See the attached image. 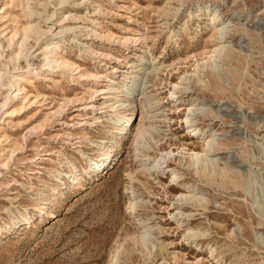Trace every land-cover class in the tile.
Segmentation results:
<instances>
[{"label":"rangeland","instance_id":"374dc122","mask_svg":"<svg viewBox=\"0 0 264 264\" xmlns=\"http://www.w3.org/2000/svg\"><path fill=\"white\" fill-rule=\"evenodd\" d=\"M6 2L14 7L9 18H0V67L17 66L16 73H22L29 60L40 77L34 76L36 88L12 89L13 113L2 106L7 86L0 88V153L21 149L11 170H0L5 173L0 174V264L217 263L209 249L201 252L191 242L213 244L223 253L222 263L260 264L264 248L257 237L264 231V218L252 203L257 195L255 201L264 204V0H54L65 7L45 9V17L35 8V14L27 12L39 0H0V7ZM204 4L236 23L229 40L248 34L242 43L246 51L236 46L240 56L247 52L248 64L232 63L233 49L228 48L216 61L219 71L203 67L216 43L207 21L197 17ZM64 16L69 19L61 24ZM29 23L45 35L28 32L30 49L12 57L17 44L9 45L4 34ZM48 37L72 68L45 65ZM132 79L129 97L138 98L128 111L133 128L113 144L120 132L111 127L116 116L108 108L117 100L111 99L116 94L111 87L124 90ZM175 83L181 100L198 98L208 112L197 114L196 123L210 122L217 132H226L217 141L228 143L224 150L233 153V164L239 166L221 165L228 178L205 172L201 165L189 168V159L178 153L182 147L201 146L188 136L185 110L171 96ZM21 90L29 91L25 99ZM120 95V102L129 98L125 91ZM143 102L151 136L131 145ZM219 106L230 110L215 118ZM105 145H112L110 155L99 169L107 158L100 154ZM246 147L255 150L256 161H250ZM159 148L176 153L161 171L153 167ZM90 156L99 166L85 180L82 166ZM75 166L83 184L69 186ZM251 167L254 179L248 173L245 180L243 173ZM175 168L182 173L177 180ZM189 183L195 192L205 193L202 205L178 200ZM19 210L30 212V222ZM15 215L21 224L8 231ZM144 225L148 235L142 243L135 237ZM189 231L198 234L190 238Z\"/></svg>","mask_w":264,"mask_h":264},{"label":"bare ground","instance_id":"6f19581e","mask_svg":"<svg viewBox=\"0 0 264 264\" xmlns=\"http://www.w3.org/2000/svg\"><path fill=\"white\" fill-rule=\"evenodd\" d=\"M220 13L221 12L218 13L217 10H215L214 8L212 9L210 4H204L203 7H199L198 12H197L198 19H200V20L204 19L207 21V23H206L207 27L206 28L210 29V35L213 36L216 40V43H215L213 49L210 51V54L207 57H205L204 58L205 60H202L201 63L203 64V67H210L211 69H213L215 71L216 70L219 71V69L221 68L216 63V61H219L222 58V54L228 48L233 49V51H231L232 53L229 55V58H230L229 60L232 63L236 62L237 64H239V63L248 64V61H249V58L247 56L248 55L247 52L244 53L245 56H240V54L237 53V50H236L237 49L236 46L241 48V50H245L244 44H242V43L243 42L245 44L247 43L246 41L248 38L246 36H248V34L247 33H245V34L240 33L239 35H241L242 38H240L238 41H234V39L229 40L228 37L230 38L232 36V34L229 32L232 29H230L223 36H221V34H220L221 29L224 28L225 25H231V26L234 25L235 26L236 23H234L233 20H231L229 22L224 21L220 15ZM0 14H1L0 18H6L9 16V14H11L10 9H6L3 13H0ZM27 25H23L22 29L19 28L17 30H11L10 33L4 34V37H6L9 45L17 44V48H15V49L12 48V57H15V56L17 57V54H19V56H20L21 54L27 52L30 49V46L27 43L30 36H29V34H27V38H25V35H24V29ZM199 26H200V22L198 21V27ZM242 26L245 27V25H242ZM36 28L30 29L29 32H36L38 34V37L45 35L44 30L36 29ZM20 31H22V33H20ZM14 33H16L17 35H14ZM174 33H176V32H174ZM17 36H20V37L17 40H15L17 38ZM48 38H46L47 42L45 43V45L43 47V49H44L43 56L45 59V65L52 67V66H54L53 65L54 63H57V67L72 68V66L74 64L72 62H70L68 59H66L64 56H62V54L59 51L60 48H59V45L57 44V42L50 41L51 39L50 38L48 39ZM21 42L23 43V46H21ZM231 42H233L232 45L230 44ZM239 48H238V50H240ZM199 63L200 62H198V64ZM15 68H17V66H14L13 70H10V68L7 65H3V67H0V88L5 87V85L7 86L6 88H4L5 89V92H4L5 95H4V99L2 102V106L6 107L7 112H9V113H13L16 110V108H15L16 102L13 101V98L15 96H13L14 94H13L12 89L13 88L16 89V86H19V88H21L23 90L28 89L27 86L36 88L34 76L37 75L38 78L40 77L39 72L37 70H34V71L32 70L31 65L29 64V60H27L26 68L24 70H22V73L21 72L16 73L17 71ZM128 77L131 78L130 75H128ZM219 77H221V76H219ZM200 81L202 82V80H200ZM114 84H115V82H114ZM134 86H135V80L132 79L128 84L126 83L124 90H119L118 87H115V86L111 87V91L116 93V94L112 95L111 99H117L116 101L112 102L108 108V110L111 111L116 116L115 123L111 127L115 132L116 131L120 132L119 137L114 138L113 144L120 143L122 141V136H124V134L122 132H124L125 130L130 131L133 128L132 126H129V124H128L129 123L128 119H129L130 114H131V113L129 114L128 111L132 112V110L135 107V102L138 100V98L132 99L129 97L131 94V91L134 89ZM174 87L175 88L171 92V96L175 95L174 99L176 101L180 102V104H179L180 107L185 110V116L182 118V122L186 124V127H187L188 132H189L188 136L189 137L194 136V139L196 140L197 145L201 146V150H196L195 148H184V147H182L178 153L182 154L184 158L189 159V163H190L189 168L192 166L197 168V166L201 165L202 168H204L205 172H212L216 175L224 174L223 177L228 178V174L225 171V167H221V165L226 164V166H227V164L230 163L233 166L232 168H235V166H238V165L233 164V162H235V160H236V157H234L233 153L231 151L224 150V149H229L228 143L217 141V140H219V137H216V136H222L223 137V136H225L226 132L225 133L217 132L211 126L212 123H210V122L207 124V126L206 125L200 126L199 125L200 123H196L197 122L196 119H199V118H197V114H199V115L208 114V112L204 111V108H202L199 105L200 103H197L198 98H196L194 100H190V102H188V103L186 102V98L181 100L177 96V92L175 90L176 87H180L179 83H175ZM19 88H17V90H19ZM122 91L127 92L128 97L130 99H132V101L128 98V99H126L127 100L126 102L125 101L120 102L118 98L121 97L120 92H122ZM21 93H23V97L25 99L28 96L29 91L28 92L22 91ZM142 93H144V92H142ZM156 101L160 102L159 99H156ZM182 101H185V102L181 103ZM146 103L147 102L139 103V105L141 106L140 112L143 116L140 117V120L138 121V126L135 128L136 130L133 133V138L130 142L131 145H135L136 143H139L142 140L144 141V139H148L151 136L150 132H149L150 131V123L147 120V113H148L147 109L148 108L145 106L142 107V105L146 104ZM222 104L223 103H219L218 105H222ZM8 107H11L12 110H8ZM229 110L230 109H228L226 106H219V108L214 109V113H215L214 117L216 118V116H218V113L222 117V116L226 115V112H228ZM208 116H210V115H208ZM253 142L255 143V144L253 143L255 147H258V146L260 147V145H261L260 142H256V141H253ZM111 146L112 145H105L104 147L106 149H102V151H101L102 153H100V154H106L107 158H103L104 160L102 159L103 163H100V166L98 165L99 162L95 163L94 158L91 156L88 157V160L85 162L84 166H82L83 167V173L80 171V169L77 168V166H75V168L77 169V172L72 174L73 179H72V181L69 182V186L70 185L71 186L76 185V182H79L81 185L83 184L81 180H78V177H77L78 173L79 174L82 173L84 179L86 180L88 178V176H91L92 173H94L96 171L95 170L96 167L99 166L98 168L100 169L101 166H103L108 161L107 159L110 155ZM229 152H231L232 154L227 155ZM244 152L247 153V156L250 158V161H251V159H252V161L257 160L258 157H257V154H256L254 149H251V148L248 149L246 147ZM175 154L176 153H174L173 149L172 150H161L159 155H156L155 158L153 159V161H154L153 167L158 169V171H161L165 167V164L169 160L174 159ZM168 166L169 165H167V167ZM252 167H251V169L250 168L248 169V172L245 171L243 173L245 180H247L249 176L251 179L253 178L252 175L254 174V172H252ZM175 169H176V174H174L175 176L173 177V180L180 179L182 176L181 170H179L177 168H175ZM248 173H250L249 176H247ZM260 180H261V178H260ZM243 185H245V191L247 193H250L248 182L245 181ZM186 188H187V190H186L187 192L184 191L178 195V200L181 202V204L182 203L183 204L189 203L192 205H202L201 202L206 198L205 193H203L202 191L195 192V189H197V188H195L193 183L186 184ZM55 189L57 190L56 187H55ZM257 197L258 196L256 195V199H259ZM255 200L252 203V205L255 208V210L257 211V213H259L261 216L260 210H261V206L264 204L261 203L262 204L261 205L260 202L255 201ZM133 206H134V204L129 202L127 207L130 210H132ZM20 216L23 218H26L27 222H30V219L32 217L30 212L23 213L21 211H20ZM20 220L21 219L19 218V216L15 215V217L11 219V223H10L11 225L8 226V231H10V230L17 231L18 227L17 228H15V227L18 226L19 224H21ZM57 220H59V219H57ZM140 222L144 223L147 221H146V219L141 218ZM144 226H145V228L140 229L138 231V234L135 237V239H137L139 242H142V243L144 241H146L147 235H148V233H147L148 228H146V225H144ZM197 234L198 233H196V232L189 231V235H191L190 238L196 237ZM191 243L194 244L196 250H200L201 252L207 251L209 249L208 252H209L210 256L213 257V259L217 263H219V264H233L232 262L222 263V259L224 257L223 253L222 252H220V253L216 252L213 244L207 243L204 245V244H201L199 242H196V243L191 242ZM115 257H116V255L114 254L112 256V260H114ZM262 260H264V256H262ZM260 264H261V262H260Z\"/></svg>","mask_w":264,"mask_h":264},{"label":"snow or ice","instance_id":"6c2138e0","mask_svg":"<svg viewBox=\"0 0 264 264\" xmlns=\"http://www.w3.org/2000/svg\"><path fill=\"white\" fill-rule=\"evenodd\" d=\"M14 7V4L11 3H4L2 7H0V13H3L6 9H10ZM21 7H23L21 5ZM65 7V4L62 3H55L54 0H39L38 3L36 4H29V7L27 9V12L30 14H35L33 13V8H35L38 12L39 15L41 17H45L46 16V12L44 11L45 9H51V10H55L57 8H63ZM235 7V5H234ZM26 18H30L27 17ZM260 18L262 20H264V12H262L260 14ZM54 19H59V17H54ZM69 17L68 16H64L63 19L60 20V23L63 24L64 21L68 20ZM47 22V21H45ZM38 27V25H33L31 23H29L25 29H24V35L25 38H27V34L29 32L30 29H34ZM231 29V25H225L224 28L221 29V36H223L226 32H228ZM262 30H264V25H262ZM14 35H17L16 33H14ZM262 44H264V37H262ZM21 46H23V43L21 42ZM17 56H19V54H17ZM262 96H264V93H262ZM21 111H23V109H20ZM262 149H264V145H261ZM21 151L20 148H16V149H11L9 152L7 153H0V170H11V167L15 164V157L17 155V153ZM262 159H264V151H262ZM0 174H5L3 172H0ZM261 216L262 218H264V205L261 206ZM259 243L261 244L262 248H264V231H262L258 237H257ZM262 256H264V252H262ZM197 264H199V262H197ZM261 264H264V260L261 261Z\"/></svg>","mask_w":264,"mask_h":264}]
</instances>
